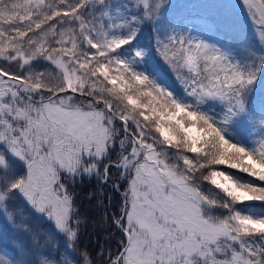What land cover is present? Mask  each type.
Here are the masks:
<instances>
[{
  "label": "snow or ice",
  "instance_id": "1",
  "mask_svg": "<svg viewBox=\"0 0 264 264\" xmlns=\"http://www.w3.org/2000/svg\"><path fill=\"white\" fill-rule=\"evenodd\" d=\"M0 225V264H264V0H0Z\"/></svg>",
  "mask_w": 264,
  "mask_h": 264
},
{
  "label": "trees",
  "instance_id": "2",
  "mask_svg": "<svg viewBox=\"0 0 264 264\" xmlns=\"http://www.w3.org/2000/svg\"><path fill=\"white\" fill-rule=\"evenodd\" d=\"M98 188L99 186L94 179L78 183L74 188L76 204L79 207L81 217L87 218L86 224L80 230V244L87 248L93 257L98 255L100 246L106 249L110 247V250L115 253L121 238L120 233L114 227H110L107 219L101 222V217L105 216V209L109 204L111 205V212L107 209V216H111L114 211L118 210L120 193L112 192L110 186L105 187L104 191L108 194V197L104 201V207H100L95 196L91 199L88 198L89 194L96 193Z\"/></svg>",
  "mask_w": 264,
  "mask_h": 264
},
{
  "label": "rangeland",
  "instance_id": "3",
  "mask_svg": "<svg viewBox=\"0 0 264 264\" xmlns=\"http://www.w3.org/2000/svg\"><path fill=\"white\" fill-rule=\"evenodd\" d=\"M240 26L241 27H244V28H246V26H247V22L246 21H244L242 18L240 19ZM147 36V33H145V37ZM247 37H248V40H249V42L250 43H252V42H254L253 41V36H252V32L250 31V30H248L247 31ZM169 76L172 78V80H175V77L171 74V73H169ZM32 223H33V226H35V227H40V224H41V221H39V220H35V221H32ZM2 225H0V229H2Z\"/></svg>",
  "mask_w": 264,
  "mask_h": 264
}]
</instances>
